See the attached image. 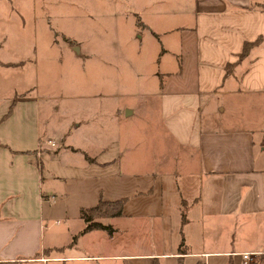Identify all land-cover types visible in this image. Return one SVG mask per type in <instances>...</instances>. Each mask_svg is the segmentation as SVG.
Returning a JSON list of instances; mask_svg holds the SVG:
<instances>
[{"label": "crops", "instance_id": "obj_1", "mask_svg": "<svg viewBox=\"0 0 264 264\" xmlns=\"http://www.w3.org/2000/svg\"><path fill=\"white\" fill-rule=\"evenodd\" d=\"M14 2L0 0V264H264V0H100L161 44L143 96L160 157L123 164L108 130L135 109L104 111L60 74L45 86L60 91L51 125L35 51L7 28L13 13L27 22ZM121 199L95 217L109 233H80L82 209Z\"/></svg>", "mask_w": 264, "mask_h": 264}, {"label": "rangeland", "instance_id": "obj_2", "mask_svg": "<svg viewBox=\"0 0 264 264\" xmlns=\"http://www.w3.org/2000/svg\"><path fill=\"white\" fill-rule=\"evenodd\" d=\"M46 1L43 3L37 0V35L32 32L30 0H19L17 3H20L21 15L27 22L20 23L21 28L18 27L20 17L13 13L9 16L11 22L7 28L12 37L22 42L24 47L27 44L30 46H26V49L35 51L38 64V74L35 72V76L39 79L37 88L42 83L44 94L50 95V108L55 106L49 110V123L59 125L57 104L60 91L52 88L46 92L45 86L52 87L53 83L57 85L58 76L62 74L70 85V90L81 89L83 92L84 88H88L93 96H89L87 102L92 99L104 111L114 105L116 108L128 105L135 109L133 114L125 116L124 108L121 112L123 117H116L117 122L113 125L111 123L108 130L113 133L109 139L115 140L122 164L127 158L134 163L145 160L142 154L147 149L151 153L149 158H159L158 144L163 140L158 136H149L147 131L145 133V128L149 126L143 120L147 113L143 96L145 92H150L149 88L154 84L153 76H150L153 56L161 48L158 32L153 28H142L143 31L134 28L140 26L135 21L136 13L124 12L125 7L120 8L118 13L107 14L104 11L102 14L100 0ZM13 6L16 7L15 2ZM74 45H80V55L71 52ZM157 58L154 61L155 66ZM81 94L77 93L79 96ZM84 98L76 97L72 105L83 104ZM109 139L108 136L102 137L101 146Z\"/></svg>", "mask_w": 264, "mask_h": 264}, {"label": "trees", "instance_id": "obj_3", "mask_svg": "<svg viewBox=\"0 0 264 264\" xmlns=\"http://www.w3.org/2000/svg\"><path fill=\"white\" fill-rule=\"evenodd\" d=\"M261 41L260 37L256 38L254 42H246L243 45V48L241 52L239 53V58L247 55L246 53L254 47V45L258 44ZM233 66V63H229L225 70L226 73L230 72V67ZM125 199L121 200H115V201H99L98 204H96L94 207L91 208H86L81 210V217L84 221V228L80 231V233L87 232L90 230H95V229H102L107 231L108 233L111 231V226L109 225H104L97 221L95 217L99 216H115V215H120L122 211V206L124 204ZM76 236L72 237L73 242L76 240Z\"/></svg>", "mask_w": 264, "mask_h": 264}, {"label": "built area", "instance_id": "obj_4", "mask_svg": "<svg viewBox=\"0 0 264 264\" xmlns=\"http://www.w3.org/2000/svg\"><path fill=\"white\" fill-rule=\"evenodd\" d=\"M50 145H54V143L51 141ZM249 255H250L249 252H245V253L242 254V257H243V259H247L249 257Z\"/></svg>", "mask_w": 264, "mask_h": 264}, {"label": "water", "instance_id": "obj_5", "mask_svg": "<svg viewBox=\"0 0 264 264\" xmlns=\"http://www.w3.org/2000/svg\"><path fill=\"white\" fill-rule=\"evenodd\" d=\"M78 48L76 47L75 50H77Z\"/></svg>", "mask_w": 264, "mask_h": 264}]
</instances>
